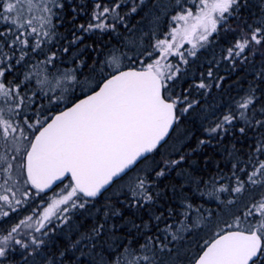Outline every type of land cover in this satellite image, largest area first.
I'll list each match as a JSON object with an SVG mask.
<instances>
[{
    "label": "snow or ice",
    "instance_id": "snow-or-ice-1",
    "mask_svg": "<svg viewBox=\"0 0 264 264\" xmlns=\"http://www.w3.org/2000/svg\"><path fill=\"white\" fill-rule=\"evenodd\" d=\"M0 264H264V0H0Z\"/></svg>",
    "mask_w": 264,
    "mask_h": 264
},
{
    "label": "trees",
    "instance_id": "trees-1",
    "mask_svg": "<svg viewBox=\"0 0 264 264\" xmlns=\"http://www.w3.org/2000/svg\"><path fill=\"white\" fill-rule=\"evenodd\" d=\"M256 2H258V0H256ZM80 22H83V18H81ZM135 22V21H133ZM65 27H71L70 25H66ZM65 27H61L60 30L62 33H65ZM70 38V36H69ZM110 39H114L113 37H110L109 35H104L103 37H100V35L98 33L92 34H86L85 40H84V44L81 45V47H84V45H92L93 41H100L103 43H107ZM98 46V45H97ZM89 55H95V53L91 52L90 50L85 51L84 53V58H87ZM210 56V53H207L206 57L201 56V60H204L205 58H208ZM235 78V77H233Z\"/></svg>",
    "mask_w": 264,
    "mask_h": 264
},
{
    "label": "rangeland",
    "instance_id": "rangeland-1",
    "mask_svg": "<svg viewBox=\"0 0 264 264\" xmlns=\"http://www.w3.org/2000/svg\"><path fill=\"white\" fill-rule=\"evenodd\" d=\"M59 30H60V29H59ZM60 32H61V30H60ZM61 33H62V32H61ZM185 47L187 48V47H189V46H188V45H185ZM207 53H208V52L203 53L202 56H203V57H206V56H207Z\"/></svg>",
    "mask_w": 264,
    "mask_h": 264
}]
</instances>
